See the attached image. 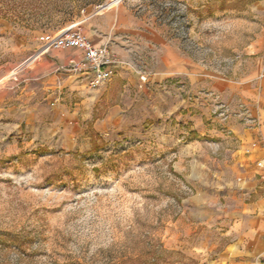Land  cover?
<instances>
[{
    "label": "rangeland",
    "instance_id": "1",
    "mask_svg": "<svg viewBox=\"0 0 264 264\" xmlns=\"http://www.w3.org/2000/svg\"><path fill=\"white\" fill-rule=\"evenodd\" d=\"M112 1L0 0V264H215L227 242L216 170L255 120L212 84L264 62V0ZM67 30L110 78L48 48Z\"/></svg>",
    "mask_w": 264,
    "mask_h": 264
},
{
    "label": "crops",
    "instance_id": "2",
    "mask_svg": "<svg viewBox=\"0 0 264 264\" xmlns=\"http://www.w3.org/2000/svg\"><path fill=\"white\" fill-rule=\"evenodd\" d=\"M212 85L221 96L247 103L255 120L231 125L237 150L216 170V192L223 200L216 218L225 226L227 242L215 264H264V62L244 80L218 79ZM260 161L263 167L256 165Z\"/></svg>",
    "mask_w": 264,
    "mask_h": 264
},
{
    "label": "built area",
    "instance_id": "3",
    "mask_svg": "<svg viewBox=\"0 0 264 264\" xmlns=\"http://www.w3.org/2000/svg\"><path fill=\"white\" fill-rule=\"evenodd\" d=\"M45 43L48 48H75L82 51L90 71V85L98 86L110 78L112 66L116 63L114 55L106 46L96 45L91 42L80 30H67L59 35H46ZM254 120V119H253ZM258 167H263L262 162H257Z\"/></svg>",
    "mask_w": 264,
    "mask_h": 264
},
{
    "label": "bare ground",
    "instance_id": "4",
    "mask_svg": "<svg viewBox=\"0 0 264 264\" xmlns=\"http://www.w3.org/2000/svg\"><path fill=\"white\" fill-rule=\"evenodd\" d=\"M112 2L115 3V4H117L119 2V0H114ZM109 8H111V6L110 5H107L105 9H109Z\"/></svg>",
    "mask_w": 264,
    "mask_h": 264
}]
</instances>
